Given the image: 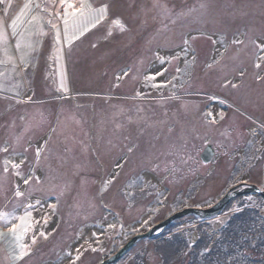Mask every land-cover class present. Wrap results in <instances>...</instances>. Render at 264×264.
Wrapping results in <instances>:
<instances>
[{
  "label": "rangeland",
  "instance_id": "rangeland-1",
  "mask_svg": "<svg viewBox=\"0 0 264 264\" xmlns=\"http://www.w3.org/2000/svg\"><path fill=\"white\" fill-rule=\"evenodd\" d=\"M27 2L0 5L7 48L17 64L15 71L11 63L0 64L6 77L0 84L20 85L18 97L0 90V148H9L0 152V211L21 213L31 193L32 201H40L34 216H49L38 226L48 235L37 231L35 244L28 238L30 254L18 261L11 238L0 242V264H69L68 253L75 258L77 248V264H165L160 246L176 240L184 249L172 264H189L201 233L210 238L199 253L203 259L232 216L252 210L263 226L264 196L249 193L214 217L188 214L133 240L177 211L215 204L237 177L264 187V91L257 88L264 81L256 80L264 71L254 68L260 53L252 44L264 38V0H87L95 9L107 6L105 19L60 46L46 14V34L28 23L39 11L33 7L18 29L33 44L22 70L18 37L7 26ZM0 60H6L2 50ZM165 68L163 76L145 81ZM61 73L67 92L60 89ZM170 78L167 87L151 86ZM28 97L30 102L17 103ZM208 145L216 151L205 163L201 154ZM37 147L43 154L34 163ZM188 155L193 160L182 163ZM5 157L25 158L22 171L31 165L41 183L21 185L26 195L16 198L17 178L11 170L5 177ZM53 203L54 212L48 207ZM227 263L264 264V251L251 247Z\"/></svg>",
  "mask_w": 264,
  "mask_h": 264
},
{
  "label": "snow or ice",
  "instance_id": "snow-or-ice-1",
  "mask_svg": "<svg viewBox=\"0 0 264 264\" xmlns=\"http://www.w3.org/2000/svg\"><path fill=\"white\" fill-rule=\"evenodd\" d=\"M8 2V0H0V5H5ZM38 9L36 15H33L31 19L28 21L30 25H34L36 27L37 33L40 35L46 34L43 30V24L41 21L45 19L44 15L46 14V22L51 30L54 32V41L57 46H60L62 43H67L68 45H71L74 40H78L81 36H83L87 31L90 30V28L96 27L97 24H99L103 19H105L107 15V6H103L99 9H95L92 7L90 3L87 2V0H42V3H34V0H28L27 3L24 4L23 8L20 11V14L16 16L15 19L12 20L11 24L7 27L11 29V36L12 37H18L15 40V49L17 52H20L19 56V62L20 65L23 68L27 67L28 56L30 55L31 50H33V44L30 40H26L22 33L18 31L20 24L23 21V17L33 9ZM201 7H204L201 5ZM5 12H7V8L4 9ZM165 11H167L165 9ZM194 11V10H193ZM115 25L119 26L123 30V25L120 23V21L116 20L113 22ZM62 24V27H61ZM111 33H109L110 35ZM187 40L184 41L185 44H187ZM235 43H243L242 40L234 41ZM8 32L6 30V26L3 19H0V46H4L2 49L4 56L6 57V60H0V64L5 63H11L12 64V70L15 71L17 68L16 60L13 56L9 54L8 48ZM252 44L255 46V48L260 53L256 57V62L254 64V67L256 69H262V65H264V38L261 39H253ZM226 50V48H225ZM57 51H60V48H57ZM223 55V53H221ZM160 62L163 64L165 61L162 58H159ZM218 62V61H217ZM209 67H212V65H209ZM167 71V69H161L157 74H154L152 76H146L145 81H155L156 76L160 75L163 76L164 73ZM179 71V68L177 69ZM128 73L124 72L122 73V76H126ZM240 75L243 76V71L240 72ZM0 78H6L5 73L3 71H0ZM121 77H118V79ZM170 78L168 81L164 83H153L151 86L157 89L167 87L168 83H171ZM257 82L264 81V75L257 74L256 76ZM232 88H237L238 85L235 82H230ZM20 85L16 84L13 85L10 89H4V86L0 84V90H7V91H13L15 96H19L20 94L18 92H15V89L18 88ZM227 86V85H225ZM60 89L64 92H67V86L64 82V76L63 73H61V81H60ZM139 95V93L137 94ZM31 98L28 97L25 100H17V103L22 102H30ZM223 103V101H221ZM207 116L211 117L212 113H207ZM220 118H224V114H220ZM213 123L215 120L212 121ZM55 131V129H53ZM20 137H17L16 143L19 144ZM31 147V145H28L25 147L24 151H28V148ZM9 151V148L7 146L0 148V152L7 153ZM131 151V149H130ZM43 154V150L40 147H37L36 153H35V161L34 163H39V160L41 159ZM193 160V157L191 155H188L186 158L181 157V162L184 164L189 163ZM26 160L25 158L21 157L19 160L13 158V157H5L3 160V173L5 174V177L11 170L13 175L17 178V183L14 189V196L16 198H22L26 195L23 187L21 185H30L33 180H35L36 184L41 183V178L37 175H35L34 171L32 170V166L29 165V171L25 173L22 171V166L25 165ZM120 165H117L119 167ZM251 167V165H249ZM237 180L241 183L247 184V180H241L240 177H237ZM112 181L109 180L105 186L104 191L107 190V184H110ZM53 191L55 189H52ZM4 191L2 178H0V192ZM260 192H264V187L259 188ZM61 195L63 194V190L61 189ZM29 196V201L23 206V211L21 213H17L16 211L13 212H2L0 211V225L3 226V228H6V232L3 229H0V239L5 238V236H9L11 240L14 242V247L17 250V254L13 257L14 260H22L25 256H28L30 254V245L26 242L28 238L31 239V244L36 243V233L38 231L39 236H43L45 239L47 238V233L43 231L42 229H39L38 226L41 224H47L49 216L42 215L39 218L35 217L33 214V210L40 205L39 200L32 201L31 199V193H27ZM53 212L56 209V204L53 203L51 205H48ZM218 223H223L221 218L217 217ZM122 226V225H121ZM116 227L115 224H110L109 228L114 229ZM31 234V236H29ZM95 236V234H93ZM99 242V241H97ZM88 248L91 249V251L96 252L98 251L97 248L93 247L91 244L87 245ZM102 251L103 249H99ZM76 256L75 258H71V253H68L70 257L69 264H77V261L81 259V248L75 249ZM207 251V249L205 250ZM103 264V262H101Z\"/></svg>",
  "mask_w": 264,
  "mask_h": 264
},
{
  "label": "trees",
  "instance_id": "trees-1",
  "mask_svg": "<svg viewBox=\"0 0 264 264\" xmlns=\"http://www.w3.org/2000/svg\"><path fill=\"white\" fill-rule=\"evenodd\" d=\"M255 211H244L236 214L229 219L227 226L222 232V235L217 239L216 243L211 246V250L205 251L203 259L199 257L201 250L207 246L204 241L210 238L206 233H201V237L193 246L195 252L191 255L189 264H230L227 259L239 251L255 248L264 251V224L258 227ZM183 242L167 241L160 246L164 252H161L165 264H172L177 260L178 255H181ZM202 261V262H201Z\"/></svg>",
  "mask_w": 264,
  "mask_h": 264
},
{
  "label": "water",
  "instance_id": "water-1",
  "mask_svg": "<svg viewBox=\"0 0 264 264\" xmlns=\"http://www.w3.org/2000/svg\"><path fill=\"white\" fill-rule=\"evenodd\" d=\"M213 156H214V150L212 149L211 145H208L207 148L205 149L204 153L202 154L201 159L203 162L209 163L210 161H212ZM249 193H255V194H259V195L264 196V192H260L258 186L249 185L244 190H242L240 192H232V193L227 194L222 199H220L218 202H216L215 204H213L212 206H210L208 208L191 207V208H185L181 211H177L174 214H172L171 216H169L167 219H165L164 221H162V222L158 223L157 225H155L154 227H152L148 234L145 233V234L136 236L135 238H133V240L135 241L138 238L144 237L146 235L152 236L156 230L161 229V228H165L170 223H172L173 220H175L177 218L184 217L188 214H196V215H198L204 219L214 217L217 214H219L221 211H223L225 209V207L231 202V200L233 198H236V197L244 195V194H249ZM125 249H126V247H124L122 249V252ZM107 262L108 261H105V262H103V264H106Z\"/></svg>",
  "mask_w": 264,
  "mask_h": 264
},
{
  "label": "flooded vegetation",
  "instance_id": "flooded-vegetation-1",
  "mask_svg": "<svg viewBox=\"0 0 264 264\" xmlns=\"http://www.w3.org/2000/svg\"><path fill=\"white\" fill-rule=\"evenodd\" d=\"M255 68V67H254ZM256 69V68H255ZM262 69H263V71H264V65H262ZM256 70H259V72H260V70L261 69H256ZM256 72V71H255ZM262 75H264V72H263V74ZM257 88H260V90H263L264 91V88H262V87H257ZM213 149V148H212ZM214 150V154H215V151H216V149H213ZM203 154V153H202ZM202 154H201V157H202ZM210 163V162H209ZM249 185H254L252 182H248L247 181V184H244V183H241V182H236L235 184H233L231 187H229V189L227 190V192H226V194H229V193H232V192H240V191H242V190H244L247 186H249ZM259 188H261L260 186H258ZM233 190H235V191H233ZM225 194V195H226ZM212 206V205H211ZM188 208V207H187ZM189 208H191V207H189ZM196 208H198V207H196ZM206 208H208V207H206ZM185 209V208H184ZM174 214V213H173ZM201 218V217H200Z\"/></svg>",
  "mask_w": 264,
  "mask_h": 264
},
{
  "label": "crops",
  "instance_id": "crops-1",
  "mask_svg": "<svg viewBox=\"0 0 264 264\" xmlns=\"http://www.w3.org/2000/svg\"><path fill=\"white\" fill-rule=\"evenodd\" d=\"M5 232H6V230H5ZM9 238V236H5V238H3V239H0V242H2V241H4V240H6V239H8ZM2 256H4L3 254H2ZM4 257H6V256H4ZM4 257H3V259H4ZM5 260V259H4Z\"/></svg>",
  "mask_w": 264,
  "mask_h": 264
}]
</instances>
